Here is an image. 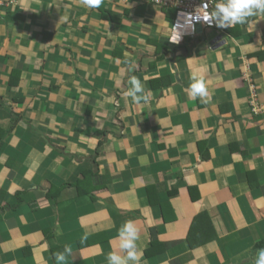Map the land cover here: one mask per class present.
Segmentation results:
<instances>
[{
	"label": "crops",
	"instance_id": "1",
	"mask_svg": "<svg viewBox=\"0 0 264 264\" xmlns=\"http://www.w3.org/2000/svg\"><path fill=\"white\" fill-rule=\"evenodd\" d=\"M15 1L0 6V264H61L65 246L63 264H107L109 252L125 254L127 221L139 230V264H254L264 115L251 111L250 92L264 103V19L199 26L168 45V12L151 3L104 0L115 15L130 10L114 29L80 0ZM132 76L147 103L125 95ZM193 76L208 103L191 97ZM149 200L169 201L167 222ZM192 223L190 241H207L188 247Z\"/></svg>",
	"mask_w": 264,
	"mask_h": 264
},
{
	"label": "clouds",
	"instance_id": "2",
	"mask_svg": "<svg viewBox=\"0 0 264 264\" xmlns=\"http://www.w3.org/2000/svg\"><path fill=\"white\" fill-rule=\"evenodd\" d=\"M133 2V1H132ZM80 3L88 8H99L103 3V0H80ZM207 3V2H206ZM15 4L5 5L9 7ZM3 7V5H0ZM204 6V5H203ZM171 13V12H168ZM168 16V15H167ZM252 18L258 20L264 19V0H218L214 6V10L210 15L204 18L205 21H214L218 31H222L220 28H233L236 25H247L252 23ZM172 23V17H168V21ZM170 27L168 33L164 35L165 42L168 45H178L187 36L185 35L178 43H172L169 41ZM197 31V30H196ZM244 68V64H243ZM193 83L190 84V95L192 98H201V102L208 103L210 96L206 87V83L203 77L193 76ZM130 87L126 91L125 95L132 98L136 103H140L142 100L147 103L149 100L148 94L145 92L143 83L136 76H132L129 80ZM89 234H84L81 237V244L85 243ZM119 249L125 253L121 255L120 252L112 251L107 255V264H139L141 255L137 253V241L139 240V230L132 221H127L119 229ZM72 254V249L65 246L63 252L55 254V258L58 262H63L66 257ZM254 264H264V249H259L256 253Z\"/></svg>",
	"mask_w": 264,
	"mask_h": 264
},
{
	"label": "built area",
	"instance_id": "3",
	"mask_svg": "<svg viewBox=\"0 0 264 264\" xmlns=\"http://www.w3.org/2000/svg\"><path fill=\"white\" fill-rule=\"evenodd\" d=\"M124 3L138 0H120ZM151 3L159 9H163L172 14V23L169 34V41L178 43L185 35H194L199 26H215L214 21H205L213 10V5L217 0H140ZM207 2V3H206ZM15 0H0V5L15 4ZM204 5V6H203ZM248 70V64L244 63V71ZM251 111L255 115H264V103L260 102L254 86L250 92Z\"/></svg>",
	"mask_w": 264,
	"mask_h": 264
},
{
	"label": "trees",
	"instance_id": "4",
	"mask_svg": "<svg viewBox=\"0 0 264 264\" xmlns=\"http://www.w3.org/2000/svg\"><path fill=\"white\" fill-rule=\"evenodd\" d=\"M104 1V0H103ZM122 2V1H121ZM103 4H104V2L100 5V7L99 8H97V12H103V13H105V17H106V19L109 21V23L111 24V26L114 28V29H117V28H120L121 27V23H122V14L123 13H128V12H130V10L127 8V7H124L123 8V10H121V13L122 14H119V15H115L114 13H112V11H110V10H106L105 11V7L103 6ZM172 16V14L171 13H168V17H171ZM147 43H148V45L149 46H151V47H156V49H158V47H161V48H163V46L162 45H160L159 43H158V41H157V38L156 37H150L149 39H148V41H147ZM112 52L113 53H115L116 55H119V61H121V62H123V58H124V56L122 55L123 54V51H121V50H119V51H116V50H114V49H112ZM19 74H20V71L15 67V68H12L11 70H10V72L8 73V78H7V85L9 86V87H12V86H16L17 84H18V82H19ZM167 82H169V80H167L166 82H163V83H167ZM152 84V83H151ZM161 86L162 87H166L167 85L166 84H161ZM199 102V101H198ZM252 173H248L247 174V179H248V182H247V184H248V186H250V187H254L255 185H258V182L256 181V179H252L251 180V178H252V175H251ZM84 179L85 180H89L90 179V176H84ZM77 183H79L78 181L77 182H75V183H73V184H71L72 186H74V187H77L78 188V192L80 193V194H82L84 191V189L82 190V188H80V186H79V184H77ZM60 191V190H59ZM86 191V190H85ZM88 191V190H87ZM149 192H151L152 194H154V195H156V193H155V191L153 190V189H151V190H149ZM85 193V192H84ZM168 194V196H170V195H173L172 194V192H168L167 193ZM191 198L192 199H194L195 197H194V195H192L191 194ZM149 202H150V204L152 205V204H155L154 202H156V203H160V210H161V213H162V215L164 214V219L166 220L165 222H167L168 220H169V218H168V216H167V214H166V212H165V209H166V206H169L170 207V209L171 210H173V208H172V205L169 203V201L164 205V204H162L160 201H158V200H149ZM199 216L200 215H198V216H196L195 218H194V220H193V222H195V224H197V225H200V223H201V221H198L197 219L199 218ZM195 224L194 223H192V225H190V228H189V231H188V235H187V237H186V239L185 240H187L186 241V244H187V246L188 247H193L194 245H202V244H204L207 240H206V238H204V239H201V240H199L197 243H195L194 244V242L193 241H190V239H191V237L194 235V227H195ZM211 227V226H210ZM198 228V227H197ZM254 247L255 248H264V239H262V240H259L255 245H254Z\"/></svg>",
	"mask_w": 264,
	"mask_h": 264
},
{
	"label": "rangeland",
	"instance_id": "5",
	"mask_svg": "<svg viewBox=\"0 0 264 264\" xmlns=\"http://www.w3.org/2000/svg\"><path fill=\"white\" fill-rule=\"evenodd\" d=\"M217 2H218V0L216 1V3H217ZM216 3H215V4H216ZM215 4L213 5V10H214V6H215ZM81 22H83V20H82ZM77 24H78V27H80V26H81V25H79V24H80V22H78ZM165 25L167 26V28H169V27H170V25H171V23H170V19H169V21H167V22H166V24H165ZM46 257H47V255H46Z\"/></svg>",
	"mask_w": 264,
	"mask_h": 264
}]
</instances>
